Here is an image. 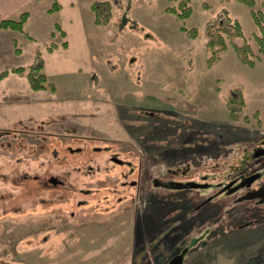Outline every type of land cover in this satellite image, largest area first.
I'll list each match as a JSON object with an SVG mask.
<instances>
[{
	"label": "rangeland",
	"instance_id": "1",
	"mask_svg": "<svg viewBox=\"0 0 264 264\" xmlns=\"http://www.w3.org/2000/svg\"><path fill=\"white\" fill-rule=\"evenodd\" d=\"M58 1L71 56L84 64L62 77L59 61H46L44 72L63 90L85 92L63 102L46 88L32 92L29 107L0 114V264H164L151 244L187 252L208 225L218 235L193 247L183 264H264V197L238 201L243 185H264V157L254 160L264 149V64L249 68L229 47L207 68L203 27L222 3L191 0L184 24L199 35L189 39L163 12L167 0H109L106 26L94 24L91 0ZM224 6L255 46L249 8L235 0ZM256 7L264 11V0ZM82 27L102 46L93 61L76 47ZM91 69L88 82L97 87L88 90ZM235 87L246 100L237 122L224 103ZM35 129L63 136L43 140ZM255 131L259 137L235 141ZM45 172L63 176V187L33 178ZM185 182L198 187L188 194L194 202L209 195L213 203L202 209L195 236L193 215L181 214L184 200L168 198L159 208L146 196L147 186Z\"/></svg>",
	"mask_w": 264,
	"mask_h": 264
},
{
	"label": "trees",
	"instance_id": "2",
	"mask_svg": "<svg viewBox=\"0 0 264 264\" xmlns=\"http://www.w3.org/2000/svg\"><path fill=\"white\" fill-rule=\"evenodd\" d=\"M219 1L223 5L221 10L208 21H206L203 27L204 46L206 51L205 62L207 68H211L214 63L218 62L220 60L221 54L229 47L232 48L238 61L249 68H254L258 62H263L264 64V60L261 57L264 54V11L256 7L259 0H235L249 8L250 16L256 27V32L253 34L255 46H253V44H251L249 39L245 36L239 20L231 16L228 9L224 6V4H227L231 0ZM167 2V5L163 8V12L171 14L179 22H181L179 30L183 32L189 39H196L199 35L198 29L196 27H186L184 24L185 20L191 16L193 11L191 7V0H167ZM59 9L60 5L58 1L54 0L50 11H58ZM90 10L93 13V22L96 25L106 26L113 18L112 4L109 0H91ZM26 19L27 12L21 13L16 19H2L0 20V29H13L24 33L23 24L25 23ZM55 30L59 31V33L65 37V32L61 30L58 24H55ZM24 34L27 36L26 33ZM61 46L66 48L67 43L63 42ZM47 48L49 51H51L56 48V45L51 44ZM16 51L18 52V49ZM43 69L44 59L40 51L36 50L34 61L31 65L28 67H15L10 71H2L0 72V80L4 78L9 72H12L24 76L31 90L38 91L49 88L53 91L55 86L48 82ZM224 103L229 118L233 122H237L240 119V114L246 107L243 89L241 87L233 88L224 99ZM256 115L257 112L254 114V116ZM243 120L248 122L249 118L244 116ZM257 122H259V119ZM260 134L261 133L259 131H255L252 132L250 136H244L243 133L240 137L235 138V141L242 142L251 140V136L259 137ZM262 157H264V152L259 153V155H257L256 159L254 160H258ZM163 179L171 181V179L166 177H163ZM185 183V185L175 187L173 190L166 186H147L146 196L150 200H154L155 206L159 208L162 207L163 204H167L169 202L168 198H175L181 201L184 200L182 201L184 203L182 204L181 214L189 217L193 215L190 218L193 220V229L191 232L192 235H194L200 226H197L195 223H199L200 221L204 222L203 217L201 218V215H203L202 209L204 207H210V205L213 203L212 200L209 199V195L203 197L199 202H194L193 199L188 196V194L194 193L198 187L189 182ZM243 190L244 195L238 197V201L248 200L245 199V196L256 191V189L252 188L251 185L248 184L243 185ZM172 202L174 203L173 200ZM195 212L197 213L195 214ZM193 230H195L194 234ZM206 230V234L200 237L199 240L194 235L195 238L192 241V248L197 244H200L201 246L205 245L212 239V237L214 238V236L218 235L216 232L213 233V229L210 227V225H208ZM189 237L187 240H189ZM183 249L184 248L182 247L179 252H175L172 245L166 244L162 241L155 242L150 246L151 256L164 259V264H169V262L177 256L181 258L183 257L181 263L183 264L184 259L191 250L188 249L186 252L183 251ZM182 252L185 253L182 255Z\"/></svg>",
	"mask_w": 264,
	"mask_h": 264
},
{
	"label": "crops",
	"instance_id": "3",
	"mask_svg": "<svg viewBox=\"0 0 264 264\" xmlns=\"http://www.w3.org/2000/svg\"><path fill=\"white\" fill-rule=\"evenodd\" d=\"M53 1L0 0V20L16 19L21 13L27 12V19L23 24V31L27 36L17 30L0 29V72L10 71L15 67H28L33 63L36 50L40 51L44 59L43 72L46 69V61H59L57 69L60 71L62 77L64 71L70 72L74 65L78 67L76 72H81L82 68L79 67L81 65L76 63H80L81 61L83 63L84 61L78 56H71L70 50L73 49V40L70 33L63 28V3L57 0L60 9L58 11H50ZM55 24H58L61 30L65 32V37L55 30ZM89 38L90 35L87 28L82 27L80 36L76 35V47L81 51V55L86 58V61H93V58L101 52L100 47L102 46L100 43L97 46V40L94 37L93 41L92 39L90 41ZM82 41H87L88 47ZM63 42L67 43L66 48L61 46ZM51 44L56 45V48L49 51L47 47ZM17 49L18 52L16 51ZM69 61L72 62L69 63ZM92 73L93 70L91 69L87 70L84 74L86 77L84 81L87 82L86 88L88 90L89 88L93 90L97 87H93L88 82V78ZM44 74L47 80L51 81L50 76L45 72ZM96 78L99 77L97 76ZM53 85L55 86L53 91L48 89L54 97L59 95L61 97L60 100L63 99V102L73 100L75 96L78 98L77 100H81V97H83L82 93L85 92V89L78 90L75 88H72L71 91L66 88L63 90V83H57V81H53ZM32 92L35 91L30 89L24 76L9 72L0 80V114L15 106L17 108L19 105H28L29 107L31 105V97H33Z\"/></svg>",
	"mask_w": 264,
	"mask_h": 264
},
{
	"label": "flooded vegetation",
	"instance_id": "4",
	"mask_svg": "<svg viewBox=\"0 0 264 264\" xmlns=\"http://www.w3.org/2000/svg\"><path fill=\"white\" fill-rule=\"evenodd\" d=\"M31 132L34 133V134L35 133L38 134L37 136L39 137V139H43V140L47 137L46 134H51V135L53 134V135L63 136V132L62 131L59 134H55V133H52V132H45V131H43L41 129H39V130H37V129L31 130ZM36 150H37V145H36V143H33V150L32 151L35 153ZM262 150H264V149H262ZM259 153H261V152H259ZM259 153H257V154H259ZM115 159H112V160H114L116 163H120L121 162V161L117 162ZM33 178L35 180L41 181L43 187H46V188H49V187H63V184H64L63 176L52 175L51 173L47 174L46 172L42 176L37 175V176H34ZM52 178H55V179H53L55 181V183H53L51 181Z\"/></svg>",
	"mask_w": 264,
	"mask_h": 264
},
{
	"label": "water",
	"instance_id": "5",
	"mask_svg": "<svg viewBox=\"0 0 264 264\" xmlns=\"http://www.w3.org/2000/svg\"><path fill=\"white\" fill-rule=\"evenodd\" d=\"M257 155H259V154H257ZM116 161L119 162L118 160H116ZM258 176H259L258 173L254 174L253 177L249 179V181H253V180H255L256 178H258ZM53 179H55V178H52L51 181H52L53 183H55V181H54ZM249 184H250V182L248 183V185H249ZM256 197H264V185L261 187V189H258V190H256L255 192L246 195V196H245V199H253V198H256ZM181 263H182V258L179 257V256L173 258V259L169 262V264H181Z\"/></svg>",
	"mask_w": 264,
	"mask_h": 264
}]
</instances>
